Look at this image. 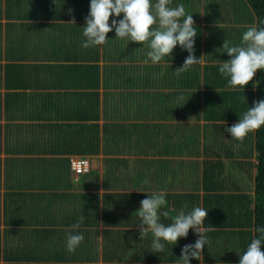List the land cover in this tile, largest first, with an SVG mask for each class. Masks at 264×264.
I'll return each mask as SVG.
<instances>
[{"label":"crops","instance_id":"0c3cea01","mask_svg":"<svg viewBox=\"0 0 264 264\" xmlns=\"http://www.w3.org/2000/svg\"><path fill=\"white\" fill-rule=\"evenodd\" d=\"M182 1L172 0L171 6ZM61 2L64 6L51 14L56 16L48 18L54 27L52 35L40 27H29L33 21L29 17L31 0H0L2 45L7 41L6 24L10 23L17 34L11 37L14 45L9 59L3 57L1 61L12 64V69L7 75L3 69L0 76V211L4 209V180L9 173L11 178L23 176L21 186L13 191L18 192L17 203L27 214L38 211L30 206V191L36 193V199L37 194L52 195L55 203L60 198L58 193L84 192L94 179L100 184L101 196L88 197V203L102 211L107 198L113 205L109 212L122 221L115 229L123 230L125 240L132 229H138V223L133 224V220L126 225L123 221L127 216L135 217L142 194L162 192L165 199L166 195L171 199L166 224L185 205L186 211L204 208L206 160L218 164L217 179H212L210 187L253 194V178L245 167L251 157L246 155L245 144L237 147L239 142L226 131L246 111L231 93L239 89L222 88L216 76L215 80L209 76L210 65L229 59L220 45L211 41L210 47L219 56L210 59L205 42H200L195 56H202L201 63L180 73L176 70L188 53L179 46L171 57L155 64L147 57L149 49L110 34L106 44L84 48L82 27L90 0H64L58 5ZM122 18L123 14L117 19ZM195 23L200 27L197 38L202 35L203 40L208 35L204 28L207 21ZM95 65L100 67L98 73ZM82 155L90 157L91 172L99 178L91 175V179L74 181L72 173L70 189L30 187L36 183L32 175L73 172L70 159ZM188 193L195 198L188 199ZM132 194L137 196L129 197ZM207 230L216 235L215 229L207 226ZM222 241L214 245L230 248L231 238Z\"/></svg>","mask_w":264,"mask_h":264},{"label":"trees","instance_id":"16d2710c","mask_svg":"<svg viewBox=\"0 0 264 264\" xmlns=\"http://www.w3.org/2000/svg\"><path fill=\"white\" fill-rule=\"evenodd\" d=\"M60 1L64 0H31L29 17L33 21L28 23L29 27L34 29L35 27H40V29L49 31L53 35L54 27L48 21V18L53 14V11L56 13L62 5L64 6L63 2L58 5ZM208 1L214 2L209 3V5L205 4L201 12L198 7L200 0H183L182 4L198 23L202 19L207 21V25L204 28L208 35L204 44L209 47L211 46V41L217 43L221 47V52L224 51L222 48L223 41L225 39L229 41L230 37H232L227 30L228 27H234L235 25L238 27L242 23L239 12L243 7L249 6L252 10V15L249 18L250 22L247 25L253 26L257 17L264 18V0ZM37 7L39 8L37 9ZM88 9L90 10V6ZM208 9L209 13L207 12ZM85 13H89V11ZM213 13L215 14L212 15ZM228 14L231 16L229 20L219 24L216 17L221 16L226 19ZM39 19L41 21H37ZM10 26L11 24L8 23L4 27L7 41L2 45L3 25L0 23V76L3 69L6 75L12 69V64L1 63L3 57L9 59L10 51L14 45L11 37L17 35ZM197 28L200 27L197 26ZM243 33L244 31H241L239 38L237 37L235 42H229L231 44H240L241 40L239 41V39L240 37L242 39ZM109 34L116 38L114 30ZM201 36L197 38L195 47H199V43H202ZM139 46L148 50L142 44ZM3 53L5 56H3ZM218 56L217 52L213 51L211 47L208 52L206 51V57L210 59H216ZM20 66L24 68L23 64H20ZM25 67L28 68L26 65ZM219 67L220 65L217 63L210 65L211 73L209 76L213 80H215L216 76L217 84L220 87H230L227 83L228 78L220 75ZM99 68V65L94 66V70H97V73ZM98 78L97 75V81ZM235 89L240 90L242 87L236 86ZM239 90L232 91V96L239 105L243 103L246 110L253 106L254 101L264 99V70H257L253 81L244 87V91ZM68 126L65 125V127ZM244 144L247 148L245 150L246 155L251 157L246 160L245 167L248 170L247 174L249 173L253 178V194L243 192L241 189H237L235 193H228L226 192L227 190L220 187H210L209 183L212 179H217L218 164L213 165V161H205L203 172L205 185L204 208L208 210V216L204 221V226L215 229L216 235L220 236V238L214 232L207 230L205 235L208 238V244L204 246L201 260L192 259L190 264H239L240 255L246 251L251 239L256 235L255 227L264 224V126L259 131L250 133L243 141L242 146ZM219 163L224 167L222 162L219 161ZM72 173L74 172L65 175L63 172H55L53 175L42 177L32 175L34 178L32 182L35 181L36 183L30 187H51L54 190L70 189L73 186V180L78 181L80 177L82 180L85 177L91 179V175L99 178L98 175L91 172V169L89 172L80 174L76 180L74 177L73 180L71 179L70 175ZM7 177L4 180L6 190L2 199L4 209L0 211V258H3V264H98L99 261H104V264H178L182 246L187 243H194L197 239V235L193 231H189L186 241H184V238H180L176 245L166 244L165 250L158 253L151 252L153 237L150 232L144 239L140 240L138 229H132V234L128 233L124 237L125 240H123V230L115 229L120 226L122 221L118 220L114 213L109 212L112 211L111 207L113 205L107 198L104 199L103 212L99 207L97 208L95 205L88 203V197L101 196L98 191L100 184L97 181L95 182L94 179L87 183L89 186L86 184L87 190L84 192L71 193L69 190L67 193H58L60 197L58 201L61 203H57L58 201L53 203L52 195L48 196L47 194L44 196H38L37 194L36 199V193L30 191L28 194V196L30 195V206L38 211L27 214L24 207L22 208L17 203L15 195L18 192L13 191V189L21 186L23 176L20 174L11 178V173H9ZM1 182L2 173H0V188ZM236 188L239 187L236 186ZM147 195L150 194H142L138 200L147 198ZM103 196L114 195L104 193ZM130 196L134 198L137 194ZM191 196L195 198L196 195L188 193V199ZM166 197L168 198L166 199L167 202H170L171 199L167 195ZM57 205L60 206L57 207ZM139 207L140 204L136 208L138 209ZM81 215L86 217L85 221L80 225L79 229H73L72 225L79 220ZM165 219L166 221L168 220L162 217L161 221L167 225ZM132 221L133 224H139V218L136 215L135 217L127 216L123 222L126 225H130ZM69 233H79L84 236V241L74 253L68 252L66 248V238ZM227 238L232 239L231 243L228 241L231 250L226 245H219L220 240ZM216 241H219V243L214 245ZM30 242L33 244L32 246H29ZM2 244L3 249L1 248ZM124 244L128 246H124ZM261 250L264 251V246H262Z\"/></svg>","mask_w":264,"mask_h":264},{"label":"clouds","instance_id":"9594fccd","mask_svg":"<svg viewBox=\"0 0 264 264\" xmlns=\"http://www.w3.org/2000/svg\"><path fill=\"white\" fill-rule=\"evenodd\" d=\"M171 5L172 0H156L155 3L152 0H90L89 14L85 17V26L82 27L83 36L86 38L82 47L106 44L109 41L108 34L114 30L116 38L147 47V57L154 64L165 57H171L173 50L179 46L188 55L176 71H187L193 65L201 63L202 56H195V38L199 33L193 15L187 12L185 6ZM71 11L70 9L69 12ZM121 14L123 18L117 19ZM110 17H113L111 23ZM222 48L229 59L220 65V75L228 78V86H241L244 91V87L253 81L257 70H264V18H256V23L243 33L240 44H231L225 39ZM262 126L264 99L254 101L253 106L247 108L239 116L238 122L227 127L226 131L231 138L239 141V147L250 133L259 131ZM144 182L148 183L147 180ZM139 203L140 207L133 213L139 218V239L142 240L151 233L152 253L163 252L166 244L176 245L180 238L186 239L191 229L197 239L194 243L182 246L178 264H190L192 259L201 260L204 246L208 244L205 235L207 228L204 227L208 216L207 209L196 206L186 211L185 205V208L172 217L171 223L165 225L161 218H168L170 212L165 210L168 202L164 193H152ZM85 219L81 215L72 228L79 229ZM255 233L246 251L240 255L239 264H264V251L261 250L264 246V224L256 226ZM83 241L82 234L69 233L66 238L67 251L74 253Z\"/></svg>","mask_w":264,"mask_h":264},{"label":"rangeland","instance_id":"374dc122","mask_svg":"<svg viewBox=\"0 0 264 264\" xmlns=\"http://www.w3.org/2000/svg\"><path fill=\"white\" fill-rule=\"evenodd\" d=\"M212 2H214V1L209 2L208 0H200V2H198L200 4L198 6L200 12L203 11L205 4L209 5V3H212ZM228 6H230V5L228 4ZM207 12L209 13V9ZM214 14L215 13H213L212 15H214ZM230 14H232V13H230ZM239 14H241V22L242 23L238 27L235 25L234 27H228V29H227L230 32V34L232 35V37H230V40H229L230 42L231 41L235 42L236 38L237 37L239 38L241 31L245 32L249 27H251V26L247 25V23L250 22L249 18L252 15V10L250 9V7L249 6L243 7V9L240 10ZM229 17H231V16L228 14V16H226V19H224L223 17L220 16V17H216V20L219 21V24H223L224 22H227L229 20ZM206 40L207 39L205 37L203 39V42H205ZM195 41H197V37L195 38ZM209 50H210V46L208 47V45H207L206 51L208 52ZM190 109H192V108L190 107ZM30 243H29V246H32L33 244L32 243L30 244Z\"/></svg>","mask_w":264,"mask_h":264},{"label":"built area","instance_id":"2783aa9c","mask_svg":"<svg viewBox=\"0 0 264 264\" xmlns=\"http://www.w3.org/2000/svg\"><path fill=\"white\" fill-rule=\"evenodd\" d=\"M70 166L77 179L80 174L90 171L91 159L87 155L74 156L70 159Z\"/></svg>","mask_w":264,"mask_h":264}]
</instances>
